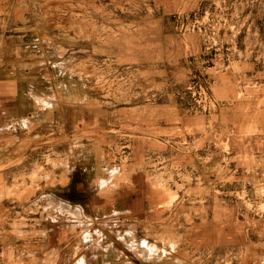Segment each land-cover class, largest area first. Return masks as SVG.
I'll use <instances>...</instances> for the list:
<instances>
[{
  "label": "rangeland",
  "instance_id": "rangeland-1",
  "mask_svg": "<svg viewBox=\"0 0 264 264\" xmlns=\"http://www.w3.org/2000/svg\"><path fill=\"white\" fill-rule=\"evenodd\" d=\"M0 65V264H264V0H0Z\"/></svg>",
  "mask_w": 264,
  "mask_h": 264
},
{
  "label": "crops",
  "instance_id": "crops-1",
  "mask_svg": "<svg viewBox=\"0 0 264 264\" xmlns=\"http://www.w3.org/2000/svg\"><path fill=\"white\" fill-rule=\"evenodd\" d=\"M5 68L8 69V71H6ZM6 72H7V74H5ZM8 72H10L9 68H7L4 65H0V87L2 89H7L8 86H11V87L14 86V87H16V94L20 93V86L22 85L21 80H19L18 78L11 77L12 72H10V74ZM6 99L8 100V102H9V100L10 101L15 100V98L8 97V96H6ZM9 127H10V129H9ZM9 127H8V129L10 131H13V129L15 130V127L14 128L12 126H9ZM82 187H84V186L82 185Z\"/></svg>",
  "mask_w": 264,
  "mask_h": 264
},
{
  "label": "clouds",
  "instance_id": "clouds-1",
  "mask_svg": "<svg viewBox=\"0 0 264 264\" xmlns=\"http://www.w3.org/2000/svg\"><path fill=\"white\" fill-rule=\"evenodd\" d=\"M118 171H119V169L113 168V169L111 170V174L114 176L115 174L118 173Z\"/></svg>",
  "mask_w": 264,
  "mask_h": 264
}]
</instances>
